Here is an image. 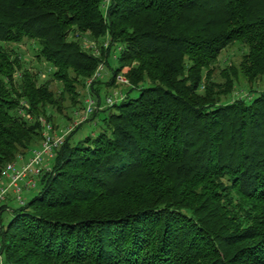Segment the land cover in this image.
<instances>
[{
	"label": "trees",
	"instance_id": "16d2710c",
	"mask_svg": "<svg viewBox=\"0 0 264 264\" xmlns=\"http://www.w3.org/2000/svg\"><path fill=\"white\" fill-rule=\"evenodd\" d=\"M101 64L92 96L123 74L126 99L67 136L24 205L0 206L2 263L264 264V0H0V181Z\"/></svg>",
	"mask_w": 264,
	"mask_h": 264
},
{
	"label": "built area",
	"instance_id": "2783aa9c",
	"mask_svg": "<svg viewBox=\"0 0 264 264\" xmlns=\"http://www.w3.org/2000/svg\"><path fill=\"white\" fill-rule=\"evenodd\" d=\"M102 45L107 49L109 42L106 41ZM84 46L95 56L101 55V47L95 41L86 39ZM118 51H120V48ZM104 69L105 66L101 64L93 78L88 80L85 106L82 112L77 114L76 119L69 127L65 130L57 131L53 124L45 118L40 119L43 136L40 146L33 149L28 157L19 156L16 162L9 163L2 171L0 181V206L8 204L10 192H13L20 205H24L25 200L22 197V193L37 188L39 176L44 169L49 170L48 163L55 158L56 152L65 143L67 136L78 125L88 121L96 110H103L104 108L114 106L126 99L127 95L123 91H115L104 98L103 105H99L98 100L92 96L90 85L101 76ZM117 82L121 85L129 86V81L123 74L117 76ZM0 263L2 264L1 256Z\"/></svg>",
	"mask_w": 264,
	"mask_h": 264
},
{
	"label": "rangeland",
	"instance_id": "374dc122",
	"mask_svg": "<svg viewBox=\"0 0 264 264\" xmlns=\"http://www.w3.org/2000/svg\"><path fill=\"white\" fill-rule=\"evenodd\" d=\"M7 47L10 46V44L6 45ZM36 45L34 44V42L32 41H25L23 44L20 45L19 51L23 54V56L25 57L27 64L29 67H31L33 70H35L39 76L41 80H51L52 76H51V67L49 65H47L44 62H39L36 59ZM242 58V48L239 45H235L233 47H230L229 49H227L226 51H224L219 59V62L217 63L216 67H215V78L217 81H221V71L220 69L225 67L228 63L232 62L235 64H238L241 61ZM109 78V73L105 70L103 71L102 74V79L104 81H107ZM259 86V89H261L262 85L261 84H254L253 87L254 89H257V87ZM250 85L246 82V80L244 78H240L239 80V84H237V88L235 89V94H234V98H238L240 97V92L241 90H245L248 91L249 90ZM52 88L54 91H56L57 93H59V91L63 88V85L58 82V81H52ZM127 87L124 86V88L122 87V85L120 83H118V85L112 87V88H108L107 89V93L105 94L108 95L110 93H114L115 91H123L126 89ZM78 91L80 93L79 96V102L75 105L72 106V102L68 96V99L66 101H64L63 103V109H62V113H59L56 110H53V126L55 127V129L57 131L60 130H65L67 127H69L73 121L76 119L77 114H80L85 106V97L87 95V88H78ZM137 92L134 91L133 92V96H136ZM104 96V97H105ZM92 117V116H91ZM90 117V118H91ZM102 117L98 116L96 118V121L93 123H85L83 125V128L80 130L81 135H85L88 132H92L94 130L97 129V123L100 121ZM37 192L36 189L34 190H30V191H25L22 193V197L25 201H27V199H29L33 194H35ZM16 196L13 194V192H10V199L8 201V205L10 208L14 209L20 206V203L16 200L15 198ZM12 217V213L10 211H6L3 215V220L5 222H7L9 219H11ZM3 264V263H2Z\"/></svg>",
	"mask_w": 264,
	"mask_h": 264
},
{
	"label": "crops",
	"instance_id": "0c3cea01",
	"mask_svg": "<svg viewBox=\"0 0 264 264\" xmlns=\"http://www.w3.org/2000/svg\"><path fill=\"white\" fill-rule=\"evenodd\" d=\"M28 157V156H27Z\"/></svg>",
	"mask_w": 264,
	"mask_h": 264
}]
</instances>
